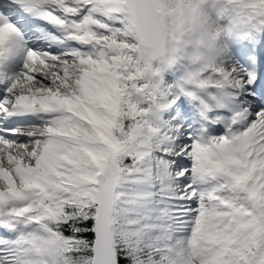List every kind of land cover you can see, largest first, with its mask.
Masks as SVG:
<instances>
[{"label":"snow or ice","instance_id":"obj_1","mask_svg":"<svg viewBox=\"0 0 264 264\" xmlns=\"http://www.w3.org/2000/svg\"><path fill=\"white\" fill-rule=\"evenodd\" d=\"M0 264H264V0H0Z\"/></svg>","mask_w":264,"mask_h":264}]
</instances>
